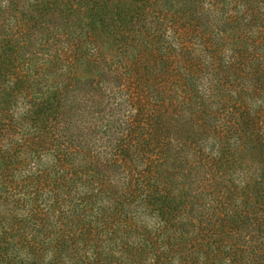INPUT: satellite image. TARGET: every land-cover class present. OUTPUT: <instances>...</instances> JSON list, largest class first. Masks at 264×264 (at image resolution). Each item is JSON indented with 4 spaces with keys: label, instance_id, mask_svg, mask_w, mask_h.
I'll list each match as a JSON object with an SVG mask.
<instances>
[{
    "label": "trees",
    "instance_id": "trees-1",
    "mask_svg": "<svg viewBox=\"0 0 264 264\" xmlns=\"http://www.w3.org/2000/svg\"><path fill=\"white\" fill-rule=\"evenodd\" d=\"M0 264H264V0H0Z\"/></svg>",
    "mask_w": 264,
    "mask_h": 264
}]
</instances>
